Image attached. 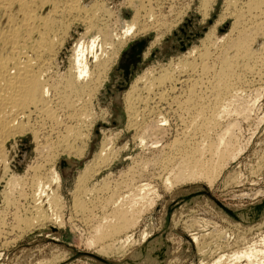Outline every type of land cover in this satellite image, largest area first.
Returning a JSON list of instances; mask_svg holds the SVG:
<instances>
[{
	"label": "bare ground",
	"instance_id": "bare-ground-1",
	"mask_svg": "<svg viewBox=\"0 0 264 264\" xmlns=\"http://www.w3.org/2000/svg\"><path fill=\"white\" fill-rule=\"evenodd\" d=\"M155 1L125 0L116 5L112 0H0V194L4 205L0 210V232L8 217L14 220L12 228L23 226L22 229L31 230L45 223L64 225V215L62 217L60 212L64 207L62 178L53 165V157L62 152L81 157L86 151L99 117L92 99L104 84L101 70L107 68L112 54L118 52V46L116 51L113 50L116 42L109 39L116 35L122 44L153 28L157 34L148 44L144 53L147 56L150 48L164 35L162 27H167V31L172 27L166 22L167 18L165 22H157L154 5H162V0ZM216 1L199 0L203 19L210 17ZM223 1L225 6L213 23H209L201 40L202 46L189 48L177 61L157 66L156 71L154 66L147 68L143 75L132 79L123 94L127 128L135 131L134 138L139 139L143 151L152 154V157L147 155L148 161L157 166V176L168 190L200 178L212 183L221 174L223 165L235 159L242 150L241 142L238 141L239 146L237 144L242 121L234 117L247 121L258 102L260 87L254 90L248 87L252 92L245 95L243 91L247 88H241L244 84L241 83L246 73L258 75L264 65V41L256 49L254 40H250L254 32L264 35V0ZM116 6L134 10L130 20L118 16V23L122 24L118 32L112 28L109 31L105 26L110 17L108 14L113 13ZM102 13L106 17L100 18ZM229 17L233 19L230 28L224 36H218L217 27ZM82 22L88 24L90 31L86 28L87 31L75 41L68 72H60V65L55 70L54 62L58 61L71 24L77 26ZM88 54L94 57L93 68ZM27 133L32 134L40 159L28 163L24 171L18 172L12 166L11 149L15 145L12 140L16 143L18 136ZM104 135L99 148L80 170L73 190L75 208L86 216L92 213L85 219L90 218L94 223L97 237L108 234L110 237V234L135 224L158 198L148 181L132 177L124 184V190H113L112 196H107L108 199L104 196L105 202L101 203V199L99 203L97 185L87 187L86 182L91 175L112 164L127 147V144L116 145L119 132ZM148 161H143V167L147 168ZM94 206L100 208L101 214L93 213ZM148 236L149 232L144 230L141 241ZM263 238L260 241L264 243ZM97 239L89 238L88 244L93 245ZM128 243L119 241L118 248ZM107 247L102 246L96 255L108 252L111 247ZM257 248H242L243 251L231 255L232 260L246 257L254 261L250 258L264 252ZM61 251L41 258L35 264H62L69 256L66 251ZM219 259L212 263L224 264ZM234 261L231 264L238 263Z\"/></svg>",
	"mask_w": 264,
	"mask_h": 264
},
{
	"label": "rangeland",
	"instance_id": "rangeland-1",
	"mask_svg": "<svg viewBox=\"0 0 264 264\" xmlns=\"http://www.w3.org/2000/svg\"><path fill=\"white\" fill-rule=\"evenodd\" d=\"M90 1L91 0H87V2ZM112 1L117 5L125 0ZM152 1L156 2L155 0ZM216 2L214 8L210 10V17L206 19H203L202 12L199 10V0H162V5H156L159 8L154 5V15L157 20L159 19L157 22H165L167 18L166 22L169 24L171 23L172 27L169 31H167V27H162L164 35H162L158 44L150 48L147 56H144V53L147 50L148 44L157 34V30L153 28L148 32H144V34L130 38L122 44H120L121 42L118 41L116 35L109 39V41L116 42V46H113V50L116 51L118 48V52L116 51L117 53L115 52L112 54L114 56L111 55L114 60L111 58L108 62L109 64L111 62L110 65L107 64V68L109 67V69L106 68L101 70L103 74L101 73L100 75L105 78L102 77L101 79L104 84H101L95 98L92 99V105L95 111L99 113V117H97L93 126L86 151L81 157L77 156V154L75 155V153L68 155L67 152L60 153L56 156L57 158L53 157V161H55L53 165L62 178L61 190L64 197V207H61L60 212L62 213V217L64 215L65 223L62 226H52L49 223H45L43 226L40 225L30 230L26 228L22 229L23 226H20L21 228L16 226V228H12L14 220L12 221V218L8 217V220H6L7 222H5L7 224L2 227L3 231L0 232V264H35L37 260L44 257L47 258L50 254L57 253L56 251L58 250L66 251L69 256L62 264H102L87 256L74 258L73 256L75 253L73 250L97 254L104 245L111 248L108 252L100 255L102 258L123 261L132 258L137 248L142 246L148 239L161 233L163 216L167 206L174 203L179 195H186L201 189L202 186H206L207 190L223 204L236 208L252 205L264 198V73H262L264 72V65L261 67V71L258 75H256V73H246V76H243V78L245 77V82L243 81L241 83H244L241 85V88H247L246 90L244 89L247 92L243 91L245 95H247L246 93L248 92V94H250L252 92L251 90L259 89L260 87V95L257 97L258 102L256 101L252 116L247 121L246 119L242 120V117H234L238 118L243 123H241L242 129L240 128L242 133L239 130L238 134L241 140L237 137V144L238 146L241 144L242 150L235 159L228 160L229 162L223 165L225 167L221 169V174L218 175L212 183H209L210 181L206 178H200L177 184V186L169 190L166 189L164 183H162L157 176V166L155 167L148 161V158L150 156L152 157V154L143 151L139 139L134 138L135 131L133 129H128V124H126L128 122V114L125 109L126 106L123 101V94L129 89V85L137 76L143 75L147 71V68L149 69V67L152 68L154 66L153 69H157L161 65H167L172 61H177V59L182 57L189 48L191 49L193 46H202L201 40L210 26L209 20L213 23L219 12L225 6L223 0H217ZM188 3H192L190 7H187ZM133 14L134 10L132 8L128 7L121 9V7L116 6L113 8V13L111 11V13L108 14L110 17L105 26L109 31L111 28L114 31L116 29V32H118V30L121 31L119 28L122 24L120 25L118 23V16H121L120 18L125 20H130ZM102 17H106V15L104 13L100 14V18ZM163 17L165 18L163 19ZM176 19L180 21L178 20L179 22H176ZM232 21V17H229L223 23L219 24L217 27V35L220 37H222V35L224 36L230 28ZM97 24H100V22ZM87 25L88 24L84 22L77 24V26L76 24H71L68 32L69 34L67 33L65 38L64 47L58 56V63L54 62L55 70L60 65V72L62 71V73H64L66 70L68 72L72 63L73 45L79 38V35L87 31ZM88 31L90 30L88 29ZM106 31L109 33L108 30ZM255 33L256 32L253 33L252 39L250 40H254L252 43L254 46L256 45L254 48L257 49L264 41V35L259 33H256V35ZM103 35L105 36V34ZM253 37L255 38L253 39ZM141 39H148L147 46L143 50V54L141 55L142 58L138 66L132 70L131 78L126 81L125 75L131 70V67L126 69L119 68V61L130 44ZM88 57L90 60V67L93 68L95 64L94 57L92 54H88ZM254 75L255 79H253ZM119 88L122 90L119 91L118 95ZM164 106L166 105L164 104ZM173 107L176 108L175 105ZM175 122L173 120V123ZM176 123H178V121ZM112 131L113 133L119 132L116 145L122 147L127 144V147L122 149L120 155L116 158L114 157L115 160L112 158V164L103 167L98 173L91 175V178L89 177L87 180L89 182H86V186L92 187L93 185H97L96 190L99 191L97 193L98 197L96 196L97 200L100 203L102 199L101 203H104L107 196L109 198L113 195V190H124V184L126 185L128 180L132 179V177L135 179L144 178V180L151 184L152 189H155L158 198L156 199L155 205L148 208L138 222L129 225L130 228L127 227V229L124 228L120 232L118 231V233L115 232L114 235L112 234L113 236L110 234V237L109 234L97 237V230L94 228V223L90 218L85 219V217H89L92 213L86 211L85 213H90L87 214V216L84 214V216L81 211L75 208L73 190L80 170H82L83 166L90 160L95 150L99 148L100 142L105 136L104 134ZM30 134L31 133H27L24 136H18L16 143L12 140V143L15 144L11 149L12 166L15 170L17 169L16 171L18 172L24 171L28 163L35 161V159H40V156H38V153L35 151L36 144L33 142L32 134ZM238 141L241 143L239 144ZM139 160L142 164H139ZM143 161L149 162L147 168L145 166V168L143 167ZM136 172H138V174ZM105 176L108 179L106 178L103 182L102 179ZM178 206L179 208L176 209L171 216L170 233H167L165 236L169 245L167 250L162 252L161 256L155 255V253L160 250V247L157 246V239H155L151 242L150 248L148 249L149 256L139 264H214L212 262H215L216 259L220 257L222 263L231 264V261H234L231 255L238 254L237 251H240L242 248L249 250L250 248L258 247L264 250V243L260 241L264 237V221L254 224H245L240 221H235L219 210L215 202L207 196L195 198L190 203H180ZM3 207L4 205L0 194V210L3 209ZM95 207L96 206L93 207V213L101 214L100 208L96 207V209ZM144 230L149 232L150 236L142 242L141 235ZM93 234L95 237H93ZM89 238H93V241L96 240V238L99 239L92 245L91 243L88 244ZM119 241H128L129 243L125 247L118 248ZM254 241H256L255 244H253ZM258 241L260 243H258ZM249 244L251 247L249 246L247 248ZM116 248H118V250ZM243 249L241 251H243ZM260 254H264V252L262 251ZM260 254L256 258H250L254 261L248 260L246 257H241V260L236 259L235 261L238 262L236 264H256L257 262H259L258 264H264V255ZM162 256L165 258L160 259ZM260 256L261 259L259 258ZM226 259L228 261H226ZM257 259L263 262L257 261Z\"/></svg>",
	"mask_w": 264,
	"mask_h": 264
},
{
	"label": "water",
	"instance_id": "water-1",
	"mask_svg": "<svg viewBox=\"0 0 264 264\" xmlns=\"http://www.w3.org/2000/svg\"><path fill=\"white\" fill-rule=\"evenodd\" d=\"M211 23V20H209ZM148 43V39H141L130 44L129 48L122 54L121 60L119 61V68H130L132 69L125 75L126 81L131 78L132 70L138 66V63L141 61V55L143 54V50L146 48ZM122 89H118L119 91ZM202 196H207L211 200L215 202L217 208L221 210L224 214H226L229 218L240 221L245 224H254L264 220V198H262L259 202L254 203L249 206H245L242 208L230 207L223 204L219 201L213 194H211L206 186H202L201 189L196 190L194 192H190L186 195H179L178 199L167 206L165 214L163 216L162 221V230L160 234H157L153 238L148 239L142 246L137 248L132 255V258L125 259L123 261H115L109 260L106 258H102L94 253L90 252H80L77 250H73L75 257L87 256L91 257L102 264H139L145 258L149 256L148 249L150 248L151 242L157 239V246L160 247V250L155 253V255H162V252L166 251L168 248V243L165 239L167 233H170L171 230V216L174 211L179 208L180 203H190L195 198H201ZM179 201V202H177ZM165 257H161L160 259H164Z\"/></svg>",
	"mask_w": 264,
	"mask_h": 264
},
{
	"label": "flooded vegetation",
	"instance_id": "flooded-vegetation-1",
	"mask_svg": "<svg viewBox=\"0 0 264 264\" xmlns=\"http://www.w3.org/2000/svg\"><path fill=\"white\" fill-rule=\"evenodd\" d=\"M131 69H132V66H131Z\"/></svg>",
	"mask_w": 264,
	"mask_h": 264
}]
</instances>
